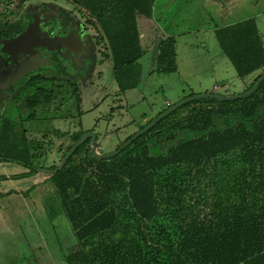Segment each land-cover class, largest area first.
Masks as SVG:
<instances>
[{
    "label": "trees",
    "instance_id": "16d2710c",
    "mask_svg": "<svg viewBox=\"0 0 264 264\" xmlns=\"http://www.w3.org/2000/svg\"><path fill=\"white\" fill-rule=\"evenodd\" d=\"M68 1L104 42L119 91L134 88L122 75L146 53L138 19L153 17L156 0ZM215 35L238 77L264 67L253 19L216 28ZM174 44L173 33L158 39L157 73L176 70ZM26 83L24 118L0 117V162L27 169L10 178L55 168L40 161L50 137L59 140L60 162L86 132L53 125L81 115L74 82L36 75ZM200 100L121 148L135 133L128 136L109 158L94 157L88 138L47 174L76 240L66 264H264V78L245 98Z\"/></svg>",
    "mask_w": 264,
    "mask_h": 264
},
{
    "label": "rangeland",
    "instance_id": "374dc122",
    "mask_svg": "<svg viewBox=\"0 0 264 264\" xmlns=\"http://www.w3.org/2000/svg\"><path fill=\"white\" fill-rule=\"evenodd\" d=\"M24 1L25 5L29 3L42 4L46 3L47 1L48 3L53 4L55 7L62 8L67 11L69 16L71 17L70 19L75 21L79 30L83 28L82 30L84 31L85 25L83 23V18L80 16V14L77 13V9L67 0ZM181 3L183 2H180L179 4ZM5 9H8V12H5ZM194 10L195 9L193 7H178V22L176 23L175 30L168 28L165 24L160 22H157V25L162 27V29H164L165 31L169 30L172 32L175 31L176 33H180V35L177 36L176 47L178 58L177 62L180 74H184L186 72L188 73L190 71V63H192L195 70L198 71V66L203 65L202 63H199V60L195 57L198 56V54L207 56L205 60L206 64L202 68L203 71L205 69L206 71L203 74L199 75L201 79L205 78L207 80L209 79L207 77L210 71V63L213 64L214 59L215 62H217L219 57L216 55V53L219 49L214 36L209 37V35L207 34L204 35L200 32L197 33L196 30L200 28V23L197 18L195 19L196 12ZM187 11L191 12L192 18L186 20L184 16L186 15ZM18 13L19 9L16 8V3L14 0H0V23L14 19V17H16ZM260 22L262 23L261 29L263 31L262 33L264 34V17L260 18ZM138 27L139 31H142L143 44H141L147 46L145 47V49H147L149 45V34L147 32L148 30L146 31V29L148 28H143L140 24L138 25ZM189 31H192L193 34L191 33L190 35L182 36V34ZM160 33H163V30ZM83 38L88 41L89 47L92 49L91 56L93 59V67L88 74L84 75L83 80L79 82V97L81 101L79 110L81 112V115H79V117L73 115L70 122L54 120L53 125L56 129H60L65 132L68 131L70 133L80 129L79 127L81 126V130L91 132L96 135L97 143H99V146L101 147H98L97 149L99 152H111L115 149V146L113 145L117 144L118 141H123L128 136L136 133L141 126L146 125V123L151 119L153 120L159 112L166 110L168 107V105H166L167 101L169 102V104H175L176 102L189 97L188 95L184 98H180L179 100L175 98V92L179 87V79L177 73L158 74L156 72H152V74L150 75V72H148L147 69L149 67L148 60H150V58L152 57L154 59V53L156 52V50H151L149 48V54L142 57L138 61V63L132 66V68L130 67V70L128 69V71H125L126 74L123 72L122 76H127L124 80L129 83L135 84V87L123 92L119 91L118 84L111 75V62L104 56V53L106 52V48L104 46L105 44L99 41V38L94 31H89L87 32V34H83ZM191 44H193V46ZM54 54H56V51ZM57 54V56H59V53ZM48 57L49 55H46V57H43L39 61V63H37V61L33 62V65L37 63V65H40L38 66L39 69L42 68L43 70H47L50 67L48 64V60L51 61V59H49L51 55L49 58ZM208 57L210 58V60L208 59ZM223 60H226V58ZM84 62L85 58H83L82 60H74L71 64H68V66L67 64L63 65H66L67 70L69 72L71 71V74H79L80 71H82L87 67V65H89ZM228 64L229 68H231L229 70H231V74H233L232 67L230 63ZM38 68L36 70H39ZM190 79L192 80L191 82L194 81V79ZM228 79L229 80L227 81L229 84L235 81L230 78ZM232 86L234 87V92L227 95L241 94L246 88L242 85L240 86L238 80H236ZM24 90L26 89L23 88L22 90H20V92L17 93L18 98L24 96ZM197 94L202 93H195L193 95ZM198 102L202 101L200 99L190 101L178 112L177 117L186 115L189 110L187 107L195 105ZM2 110L3 109L0 105V113H2ZM4 111L5 114L14 116V110L10 105H8V107L5 108L3 112ZM69 113L76 114V109L74 107L69 109ZM21 124L22 129H24V124ZM40 136V134H30V137L37 139H40ZM50 142L51 144H53L51 146V149H49L47 155L40 160L41 162H44L46 166L59 164L60 156L62 153L60 150H56V145L59 142L58 139H56L54 136H51ZM45 145H49L46 143V140ZM8 164L17 166L20 170H25L23 166L15 165L13 163ZM4 218H6V216H4ZM42 221V216L40 214H38L37 217L32 215L30 221L31 228H27V233L24 234V237L27 240H30V242H34L35 239H37V243L39 244L43 242L44 238L51 240V242H53L55 238H57L61 241L64 251L71 249L75 238L73 232L71 231L69 221L66 219V217H58L54 222V224L56 225L54 232H51L49 234H47V232L41 231L43 229L42 226L44 225ZM6 225L8 224L3 223L4 227H2L1 230L6 231ZM19 237L20 235L17 234H11L10 237H6V235H0V264H24V257L26 261H28L29 259L32 260V257H29V255H31L33 251L36 250L39 253L41 250L45 249L44 243L41 246L42 249H39V247H36V249H28L23 242L24 239L21 241ZM39 238H41V240H39ZM51 254H55V251L53 249ZM39 255H43L42 258H40V261L36 263L32 262L30 264H52L53 262L54 264H60L59 261H56V259H58L57 257L53 258L51 256L50 258L45 254V251L42 253V255ZM34 256L37 259L36 255ZM61 264L65 263L61 262Z\"/></svg>",
    "mask_w": 264,
    "mask_h": 264
},
{
    "label": "crops",
    "instance_id": "0c3cea01",
    "mask_svg": "<svg viewBox=\"0 0 264 264\" xmlns=\"http://www.w3.org/2000/svg\"><path fill=\"white\" fill-rule=\"evenodd\" d=\"M180 2H183L181 3L183 5L179 4ZM155 4L156 7L153 17L139 18L138 25L140 24L143 28H148L146 29V31L148 30L147 32L149 34L148 48L151 50H156V43L158 39L163 36V34H175L174 49L176 54V70L172 73H177L179 79V87L175 92V98H177V100L195 93H219L224 95L232 94L234 92V87L232 85L236 80L239 81L240 86L242 85L244 87H247L252 82V80L264 70V67H260L256 71L244 77H238L234 66L223 53L215 35L216 28L223 29L230 25L248 19H253L264 52V34L262 33V23L260 22V18L264 17V0H156ZM180 6L193 7L195 9V19L197 18L200 23V28L196 30L197 33L200 32L204 35L207 34L209 35V37L214 36L216 39L219 49L216 55L219 58L217 62H215L214 59L213 64L210 63V71L207 77L209 79L207 80L205 78L201 79L199 77L200 74H203L206 71V69L203 71L202 68L206 64L205 60L207 56L198 54V56L195 57L199 60V63H202L203 65L198 66V71H196L192 63H190V71L188 73L185 71L186 73L180 74L177 62L178 58L176 48L177 36L180 35V33H176L175 31L172 32L168 29V31H165L164 29H162V27L157 25V22H160L165 24L168 28L175 30L176 23L178 22L177 10ZM184 18L186 20L192 18L191 12L187 11ZM162 30L163 33H160ZM191 33L192 31H189L182 34V36L190 35ZM140 40L142 43V31L140 32ZM191 45L193 46V44ZM142 46L144 47V49L145 47H147L144 45ZM148 48L145 49V55L149 54L150 52ZM223 57H225L226 60H223L225 59ZM208 59L210 60L209 57ZM155 61L156 52L154 53V59L152 57L150 58V60H148L149 67L147 69L148 72H150V75L152 74V72H156L154 71ZM228 63H230L232 67L233 74H231V70H229L231 68H229ZM190 78L194 79L195 82H191L192 80ZM228 78L235 81L229 84L227 81L229 80ZM170 104L168 101L166 102V105ZM79 128L82 129L81 126ZM123 141H118V143L113 146H115L116 148V146H118ZM97 144V147H100L99 143ZM6 163L8 164L10 162H0V175H5L8 177L7 179L0 180V193H5L2 197H0V230L2 227H4L3 223L8 225L5 226L7 227L6 231H0V235H6V237H10L11 234L20 235V240L22 241L24 239L23 242L28 249H36V247L42 249L41 246L44 243L45 249L41 250L39 253L35 250L31 255H29V257H32V260L29 259L28 261H26L24 257V261L27 262V264L40 261V258H42L43 256L42 253L44 251L45 254L50 258L51 256L53 258L57 257L58 259H56V261H59L60 264L61 262L65 263L63 256L64 254H66V252L70 251L73 248L76 240L72 244L71 249L64 251L61 241L57 238H55L53 242L44 238V240L42 239L43 242L38 244L37 239H35L34 242H30V240H27L24 237V234L27 233L26 229L29 227L31 228L30 221L32 215L37 217V215L40 214L42 216V222L44 223V225L42 226L43 229L41 228V231L47 232V234L54 232V229L56 227L54 222L58 217H66L62 211L57 194L48 179V175L38 171L29 176L10 178V176L16 174H23L27 171V169L23 171L20 170L17 166H12L10 164L7 165ZM13 164L18 165L16 163ZM4 216H6V218H4ZM39 240H41V238H39ZM52 249L55 251V254H51ZM33 254L36 255L37 259ZM39 254H41L42 256H40ZM52 264H54V262Z\"/></svg>",
    "mask_w": 264,
    "mask_h": 264
},
{
    "label": "flooded vegetation",
    "instance_id": "af4514ba",
    "mask_svg": "<svg viewBox=\"0 0 264 264\" xmlns=\"http://www.w3.org/2000/svg\"><path fill=\"white\" fill-rule=\"evenodd\" d=\"M14 1L19 13L14 19L0 23V41L16 37L25 31L29 25L32 26L36 37L28 39L23 47L12 50L13 57H11V54L0 53V105L2 109L4 110L10 105L14 110L12 118H16L19 113L24 118V104L30 93L26 82L36 75L41 77L55 76L74 82L78 87L77 98L80 106L79 82L83 80L84 75L88 74L93 67L92 49L89 47L88 41L83 38V34L94 30L85 23L84 17L78 11L77 13L83 18L86 28H84V31L82 30L83 28L79 30L75 21L70 19L71 17L66 10L55 7L47 1L42 4L29 3L27 5H25L24 0L21 2L19 0ZM5 12H8V9H5ZM55 51L56 54H54ZM57 53H59V56H57ZM46 55H49V57L51 55L50 58L48 57L51 59V61L48 60L50 67L47 70L39 69L38 66L40 65H37V63ZM83 58H85L84 63L89 65L80 71L79 74H71V71L67 70L66 65H63L67 64L68 66L72 61L82 60ZM36 61L37 63L33 65V62ZM36 67L39 70H36ZM23 88L26 89L24 90V96L18 98L17 93ZM3 110L0 113V117L8 115L5 114L6 110L4 112ZM16 120H18V117Z\"/></svg>",
    "mask_w": 264,
    "mask_h": 264
},
{
    "label": "water",
    "instance_id": "95a60500",
    "mask_svg": "<svg viewBox=\"0 0 264 264\" xmlns=\"http://www.w3.org/2000/svg\"><path fill=\"white\" fill-rule=\"evenodd\" d=\"M19 2H21L19 0ZM35 38L36 35L34 34V31L32 29V26L29 25L27 27V29L25 31H23L22 33H20L19 35H17L14 38L11 39H3L0 41L1 47H0V52L1 53H5L7 55L11 54L12 56V50L16 49V48H21L24 46V43L30 39V38ZM22 52V51H20ZM264 78V73L257 79V81L253 84V86L248 89L247 91L241 93V94H235V95H222L219 93H202V94H197V95H193V96H189L187 98H184L178 102H176L175 104H173L171 107H169L168 109H166L164 112L160 113L157 117H155L153 120H151L148 124H146L143 128H141L140 130H138L133 136H131L130 138H128L122 145V147H125L126 145L130 144L131 142H133V140L135 138H137L138 136H140L142 133L146 132L148 129H150L152 126H154L160 119H162L163 117H165L166 115H168L169 113H171L172 111H174L175 109L179 108L180 106H182L183 104L195 100V99H202V98H213V99H218V100H235V99H239V98H245L247 96H249L250 94H252L259 86L260 82L262 81V79ZM90 138V151L92 153V155L96 158H109L115 154L118 153L119 150H114L111 152H99L97 149V141H96V135L94 133L91 132H85L83 133L80 138L71 146V148L66 152V154L64 155V157L62 158V160L59 162V164L53 168V169H46V168H41L39 169V171L47 173V174H54L56 173L58 170H60L66 163L67 159L69 158V156L75 151V149L82 144L86 139Z\"/></svg>",
    "mask_w": 264,
    "mask_h": 264
}]
</instances>
